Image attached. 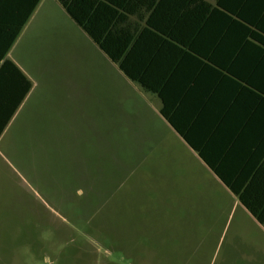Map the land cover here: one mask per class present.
Returning <instances> with one entry per match:
<instances>
[{
  "label": "rangeland",
  "instance_id": "374dc122",
  "mask_svg": "<svg viewBox=\"0 0 264 264\" xmlns=\"http://www.w3.org/2000/svg\"><path fill=\"white\" fill-rule=\"evenodd\" d=\"M44 15L9 56L37 110L0 142V264H264V235L159 99L55 0H43Z\"/></svg>",
  "mask_w": 264,
  "mask_h": 264
},
{
  "label": "trees",
  "instance_id": "16d2710c",
  "mask_svg": "<svg viewBox=\"0 0 264 264\" xmlns=\"http://www.w3.org/2000/svg\"><path fill=\"white\" fill-rule=\"evenodd\" d=\"M41 1L0 0V138L32 89L7 55ZM57 1L264 225V0Z\"/></svg>",
  "mask_w": 264,
  "mask_h": 264
},
{
  "label": "crops",
  "instance_id": "0c3cea01",
  "mask_svg": "<svg viewBox=\"0 0 264 264\" xmlns=\"http://www.w3.org/2000/svg\"><path fill=\"white\" fill-rule=\"evenodd\" d=\"M61 7L62 5L55 0ZM42 2L38 5L37 9L35 10V12L33 13L32 17L30 18V20L28 21V23L26 24V26L24 27L22 33L20 34L19 38L17 39L16 43L14 44V46L12 47V49L10 50V52L7 55V58L9 60H11L12 62H14L17 67L24 73V75L32 82L31 78L28 76V73L25 71V69L22 67V65L20 63H18L16 60H14L13 58L9 57L10 53L12 52L13 48L15 47V45L17 44V42L19 41V39L22 37V35H24V33L26 31H28L32 26L35 25V28L38 29L41 25L42 22L44 21V18L46 17L44 16H40V9L42 6ZM62 9L65 11V13L68 15V17L71 19V21L79 28L81 29L86 35L87 37L92 41V43L99 49V51L114 65H116L115 63H113L109 57L99 48V46L89 37V35L71 18V16L66 12V10L62 7ZM118 67V65H116ZM118 69L120 70V68L118 67ZM120 72L122 73V71L120 70ZM123 74V73H122ZM124 75V74H123ZM125 76V75H124ZM126 77V76H125ZM127 78V77H126ZM128 79V78H127ZM129 80V79H128ZM130 81V80H129ZM132 82V81H131ZM133 83V82H132ZM135 84V83H134ZM137 85V84H136ZM35 91L36 88L32 82V89L31 91L28 93V95L25 97L24 101L22 102V104L18 107L13 119L11 120L10 124L8 125V127L6 128L5 132L3 133L2 137L0 138V142L3 138V136L5 135L7 129L9 128V126L16 121L18 123V127L21 128L22 124H27V123H32L34 122V119L36 118V110H37V105H36V98H35ZM162 116V115H161ZM168 123V122H167ZM169 124V123H168ZM170 125V124H169ZM171 126V125H170ZM172 127V126H171ZM173 129V128H172ZM174 130V129H173ZM175 131V130H174ZM176 132V131H175ZM177 133V132H176ZM178 134V133H177ZM179 135V134H178ZM180 136V135H179ZM44 137V136H43ZM181 137V136H180ZM198 137V136H197ZM44 138H49V134L45 135ZM182 138V137H181ZM198 139H200V137H198ZM182 140L186 143V141L182 138ZM187 144V143H186ZM188 145V144H187ZM188 147L194 152L196 153V155L199 157L198 153L195 152L189 145ZM199 159L206 165V163L199 157ZM207 166V165H206ZM208 167V166H207ZM209 168V167H208ZM210 169V168H209ZM210 171L212 172V170L210 169ZM213 173V172H212ZM214 174V173H213ZM215 175V174H214ZM215 177L220 181V179L215 175ZM222 183V181H220ZM223 184V183H222ZM224 185V184H223ZM225 186V185H224ZM226 187V186H225ZM227 188V187H226ZM228 189V188H227ZM229 190V189H228ZM230 191V190H229ZM230 193L232 194V196L235 198L234 200V206L236 207L237 211L240 210L242 219L244 221H247L246 223H250L253 225V227L255 228V230H257V233L260 235H264V225L258 223V221L248 212V210L243 207L240 202L238 201V199L233 195V193L230 191ZM261 238V236H260ZM257 241H261V239H257Z\"/></svg>",
  "mask_w": 264,
  "mask_h": 264
}]
</instances>
